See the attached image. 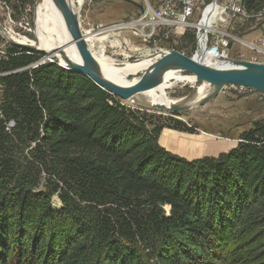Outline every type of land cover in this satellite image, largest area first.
Here are the masks:
<instances>
[{"label":"trees","instance_id":"obj_1","mask_svg":"<svg viewBox=\"0 0 264 264\" xmlns=\"http://www.w3.org/2000/svg\"><path fill=\"white\" fill-rule=\"evenodd\" d=\"M44 54L0 55V264H264V119L187 159L161 146L162 117L57 62L31 67ZM32 143L45 188L20 170Z\"/></svg>","mask_w":264,"mask_h":264},{"label":"rangeland","instance_id":"obj_2","mask_svg":"<svg viewBox=\"0 0 264 264\" xmlns=\"http://www.w3.org/2000/svg\"><path fill=\"white\" fill-rule=\"evenodd\" d=\"M38 1L0 0V24L7 31L14 34L17 39L27 38L35 41L34 23ZM149 1L153 5H157L156 2L158 0ZM144 2L146 0H140L138 3L144 4ZM212 2L214 0H208L209 4H212ZM217 2L221 7L225 4L224 0H218ZM129 3L125 0H87L80 8L83 34L87 35V33L92 32L101 36L106 34L111 36L110 40L107 41L106 56L115 58L120 62H135L149 57L150 54L157 52L159 48L161 50L176 49L186 55L189 54L188 56L191 57L196 54L197 49H199V37L198 29L195 27L186 28L185 30L179 29L171 34L168 41L161 38L160 41L156 40V44L155 42L147 44L142 41L135 34L136 30L134 28L121 29L116 27L118 24L123 23L122 18L125 17L118 18L117 14L123 13V8L128 6ZM263 8L259 11H249L246 8V13L242 14L245 16L243 18H237L232 13L223 12V17L218 19V16V21L216 20L212 23L214 25L211 26L212 29L214 28L213 31L216 29L229 35L228 37L226 36L230 41L227 51L229 59L264 63V53H261L257 49L255 50V46H261L264 39V15L260 14ZM205 19L202 14H198L192 22L201 23ZM215 33L218 34L216 31ZM160 37H163V34ZM117 40L120 43H117ZM8 46L12 45L7 42L0 31V55L4 54ZM26 51L45 53L31 67H36L47 61L57 62L58 64L61 62L60 59L49 58L47 53L41 51V49ZM202 60L209 63L215 62V59L208 54L202 57ZM2 75L0 73V76ZM187 76H190V74L172 72L173 78L168 79L164 83L165 94L170 99L179 102L191 91L190 83L186 80H176L177 77ZM207 91H210V86L206 89L205 93ZM2 94L3 86L0 83V103ZM122 101L131 108L145 110L150 115L162 117L163 121H166L167 126L163 129L160 136L159 142L161 146H167V150L187 159H197L207 156L217 157L221 153L228 152L230 149L236 147L244 131L250 130L256 121L264 119V106L258 101L257 93H251L250 88H241L233 85L226 86L222 93L210 103L178 113H170L146 105H140L137 101ZM172 119L181 120L188 127L194 128V132L191 133L169 126L173 122ZM9 126H13V122H9ZM165 132L173 135V140L168 145L161 141V138L162 140L169 139V137H162ZM34 147L35 143H32L30 145H22L17 149V156L21 161L20 163L23 164L20 170L23 171L24 169L26 174H29L33 179L42 177L40 186L41 188H45L43 185L46 184L47 173L39 162V159H37V151ZM29 168L31 170L28 171ZM37 190L34 189L33 191L37 192ZM51 203L55 209L59 210L63 208V202L58 194H55L51 198ZM166 210L169 212L170 208L168 210V207H166Z\"/></svg>","mask_w":264,"mask_h":264},{"label":"water","instance_id":"obj_3","mask_svg":"<svg viewBox=\"0 0 264 264\" xmlns=\"http://www.w3.org/2000/svg\"><path fill=\"white\" fill-rule=\"evenodd\" d=\"M54 1L59 8L67 30L71 35V41L77 46L82 56V63L80 64L68 62L69 66H65L62 63H59V65L66 69L88 75L96 82V84L113 95L118 96L120 99L132 101L137 100L138 104L148 106L144 102L138 100L139 94L156 87L161 82L162 76L167 72H184L195 77V84L190 86L191 91L178 103H174L169 107L164 104H156L152 106V108L168 111L170 113H178L201 107L215 100L228 85L250 88L251 93H257L258 101L264 106V63L227 59L222 65H213L198 57L199 52H201L202 56L203 49H201V51L197 49L196 54L192 57L176 49L158 50L149 55V58L152 60V63L149 66L145 69H138L128 73L127 79L131 81V84L129 85H121L104 79L98 73L97 60L83 36L80 11L74 10L73 6L70 5V0ZM125 1L132 3L139 9L134 14L128 13L126 17L122 18L123 21L136 18L144 11L143 4L133 0ZM0 31L7 42L11 45L29 51L40 50V48H36L35 46L11 39L9 37L10 32L1 24ZM199 31L200 29L198 32ZM206 45L207 41L205 48ZM41 51L46 52L44 49H41ZM117 64L122 66L123 62L118 61ZM204 84L210 86V91L196 101L195 98L198 90Z\"/></svg>","mask_w":264,"mask_h":264},{"label":"bare ground","instance_id":"obj_4","mask_svg":"<svg viewBox=\"0 0 264 264\" xmlns=\"http://www.w3.org/2000/svg\"><path fill=\"white\" fill-rule=\"evenodd\" d=\"M215 1V6L212 5L209 7L205 14V20L201 22L198 26L200 31L198 32L199 37V52L198 57L207 55L205 44L207 41V33L211 29L212 23L218 20V16L223 13L222 9L219 7L217 0ZM70 5L73 6L75 11H80L82 2L84 0H70ZM218 14V16H217ZM222 16V15H221ZM81 19V18H80ZM82 26V25H81ZM34 33L36 35V40H29L27 38H19L10 32L9 37L15 41L29 44L35 46L36 48L44 49L48 53L49 58L60 59V63L65 66H69V63L80 64L82 63V56L80 51L74 42L71 41V35L67 30L63 17L59 8L57 7L54 0H39L36 7V18L34 23ZM86 43L93 52L97 60V70L101 77L121 85H129L131 81L127 79V75L131 71H136L138 69H145L152 63V60L149 57H145L135 62H123V65L119 66L118 60L115 58H110L105 55L107 49V41L110 40V35H97L92 32L83 34ZM117 43H120L117 40ZM205 48V49H204ZM209 63V62H207ZM225 62L219 60V62L209 63L213 65H222ZM172 72H167L162 76L161 82L154 88L147 90L139 94V101L144 102L149 107H152L156 104H164L169 107L178 101L170 99L165 94V85L164 83L168 79H172ZM176 80H186L190 83V86L195 84V77L193 75L187 77H177ZM186 84V83H185ZM189 85V84H187ZM209 87L208 84L202 85L196 95V101L201 99L206 93V89ZM205 93V94H204ZM132 101V100H131ZM137 101V100H136ZM135 101V102H136ZM134 102V101H132Z\"/></svg>","mask_w":264,"mask_h":264},{"label":"built area","instance_id":"obj_5","mask_svg":"<svg viewBox=\"0 0 264 264\" xmlns=\"http://www.w3.org/2000/svg\"><path fill=\"white\" fill-rule=\"evenodd\" d=\"M224 1L225 4L222 7L218 4L223 12L232 13L237 18L245 17L242 14L246 13L247 10L242 0ZM156 4L153 5L149 0H146L143 4V13L141 12L136 18L123 21V23L118 24L116 27L121 29L134 28L136 30L135 34L147 44L152 42L156 44V40L160 41L161 38L168 41L171 34L179 29L185 30L186 28L195 27L199 30L198 25L200 23L192 22L193 19L198 14H202L205 18L207 9L214 5L215 1L209 4L208 0H158ZM262 10L260 14L264 15V8ZM223 14H221L222 16L219 15L218 19H221ZM213 29L211 28L207 33L206 52L215 59L216 63L219 60L224 62L229 59V53L227 51L230 41L226 38L229 35L215 29L218 32L217 34ZM161 34H163V37H160ZM256 49L264 53V39L261 46H255ZM158 50H161V48Z\"/></svg>","mask_w":264,"mask_h":264},{"label":"crops","instance_id":"obj_6","mask_svg":"<svg viewBox=\"0 0 264 264\" xmlns=\"http://www.w3.org/2000/svg\"><path fill=\"white\" fill-rule=\"evenodd\" d=\"M85 1H87V0H85ZM133 1H136V2H139L140 0H133ZM83 4H84V2H82V6H83ZM81 6V7H82ZM137 10H138V7H136L135 5H133L132 3H129V5L128 6H126V7H124L123 8V13L122 12H120V13H118L117 15L119 16L118 18H122V17H126L127 15H128V13L129 14H134V13H136L137 12ZM125 12V13H124ZM173 135H171V134H168L167 132H165L164 134H163V136L162 137H169V139H164V140H162V138H161V141L163 142V143H165L166 145H168L172 140H173V137H172ZM165 148H168L167 146H164Z\"/></svg>","mask_w":264,"mask_h":264}]
</instances>
